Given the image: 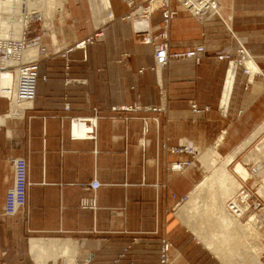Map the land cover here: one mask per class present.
<instances>
[{
  "label": "crops",
  "instance_id": "1",
  "mask_svg": "<svg viewBox=\"0 0 264 264\" xmlns=\"http://www.w3.org/2000/svg\"><path fill=\"white\" fill-rule=\"evenodd\" d=\"M109 4L65 0L53 13L49 9L50 16L44 7L49 35L42 42L49 57L39 62L38 74L46 79L38 80L32 104L20 115L0 99V208L13 182L12 157L27 160L30 182L26 219H0V264H158L161 237L173 245L171 264H233L236 227L245 224L225 212L235 225L224 244L216 232L231 185H218L220 171L210 175L212 182L199 178L192 185L191 167L175 172L170 164L189 159L172 150L183 145L223 147L232 112L264 106V0H222L223 20L200 22L180 10L169 26V50L202 45L204 51H197L198 62L172 59L161 69H151L152 46L132 38L124 0ZM160 20L153 14L152 23ZM47 22L56 29L55 40ZM97 31L100 40L77 45ZM239 42L261 73L253 80L236 75L225 105ZM190 101L207 109L193 113ZM72 117L94 118L95 138L72 139ZM263 127L264 118L237 145ZM93 180L100 183L96 190L84 187ZM190 192L186 205L193 193L195 201L181 217L199 238L177 213L179 197ZM92 197L95 207L83 208L81 199ZM255 244H248L252 254Z\"/></svg>",
  "mask_w": 264,
  "mask_h": 264
},
{
  "label": "built area",
  "instance_id": "2",
  "mask_svg": "<svg viewBox=\"0 0 264 264\" xmlns=\"http://www.w3.org/2000/svg\"><path fill=\"white\" fill-rule=\"evenodd\" d=\"M28 0H22L20 13L18 16L23 18L24 27L19 36H7L0 38V99H6L10 102V97H16L17 101L27 103L32 101L36 94L37 83L40 78L46 79L45 75L38 74V64L44 57H49L47 48L42 42L44 37L41 13L34 12L28 14L25 3ZM129 7L126 18L132 24V34L135 40L145 44H150L153 48V65L151 69H161L167 66L172 59H191L198 62L200 56L197 51H204L203 46L186 48L179 51L169 50V26L171 21L178 15L179 11H185L200 22L206 21L212 16H217L223 20L221 13L218 12L220 0H142L136 3L134 0H124ZM160 15L159 23H152L153 14ZM28 15L30 18L28 19ZM28 19V20H27ZM102 38V32L97 31L88 35L77 45H84L85 42L92 43ZM238 53L240 54V63L245 56V47L239 42ZM36 48L35 55H27L28 50ZM218 59H229V55H219ZM243 64V63H242ZM65 73L68 70V63L64 65ZM143 69H140V71ZM245 73H249L245 68ZM14 75V84L12 87L3 86L1 78L4 74ZM68 104L64 108L68 109ZM191 111L198 113L206 110L207 107L200 109L196 103L190 101ZM29 107H26L27 109ZM146 110L160 111L159 107L145 106ZM88 120V122H87ZM70 118L72 127L71 138L94 139L96 122L94 118ZM173 152H187L191 156L196 154L192 147L183 145L172 149ZM189 159L175 160L170 164V169L175 172H183L190 165ZM13 170V182L5 193L4 203L0 208V219L5 217L18 216L21 219L27 217V193L30 182L28 180V162L24 157L15 156L11 158ZM248 169L251 176L239 187L238 191L226 203V207L232 212V215L241 219L251 216L256 217V223L260 230H264V198L257 192V185L264 182L258 176V171H264V164L252 163ZM264 173V172H263ZM100 183L96 180L84 185L85 188L96 190ZM186 200V194L179 197L177 205ZM83 208H94L95 198L81 199ZM173 245L166 237L159 240L158 264H171ZM120 256H123L121 254ZM113 262H116L114 260Z\"/></svg>",
  "mask_w": 264,
  "mask_h": 264
},
{
  "label": "rangeland",
  "instance_id": "3",
  "mask_svg": "<svg viewBox=\"0 0 264 264\" xmlns=\"http://www.w3.org/2000/svg\"><path fill=\"white\" fill-rule=\"evenodd\" d=\"M40 1H41V3H43V1H44V3L43 4H40L39 3ZM64 1L65 0H63V2L62 1H59V2H61L59 4V6L61 5L63 7ZM36 3H33L32 2L31 3L32 6H33V4H36V5H34L35 7H32L27 2L26 3V9H30L31 11H38L39 9H41L39 7H42V9H43L44 8V5H46V7H47V4H48V2L46 4V1L45 0H37ZM55 4H54L55 7L52 6V9H55L56 8V6L58 5V2L55 3ZM27 5H28V7H27ZM59 6H57V8ZM31 7L33 9L35 8V10H32ZM222 7H223L222 0H220V10L222 9ZM40 11H43V10H40ZM49 11L50 10L48 9V12H46L47 13L46 16H48L50 14ZM9 12H15L14 11V8H12L11 11H9ZM52 13H53V11H52ZM6 15H7V17H6ZM6 15H3V16H5L4 19H3V16H1L2 18L0 17V19H1L0 20V34H2L5 31V28L8 27L9 21L10 20H13V17H14V15H12V14H7L6 13ZM47 23L49 24V26H48L49 28H50L51 25H52L51 27H53V29H51L52 30L51 31V34L53 35L55 33L54 34V37H55V35L57 36V32L56 31L54 33H52L55 30V27L53 26V24H51L50 22H47ZM42 28H43L44 35H46V34L49 35V31L45 30L43 26H42ZM60 34H64V32L63 33H60ZM56 38L57 37H55L54 39H56ZM132 38L134 39L133 34H132ZM245 49H246V47H245ZM247 51L248 50L246 49L245 50V56L243 57V60H242V63L243 64L238 61L241 58L239 53H238L239 56L232 58V60H233V64H235V66H236V75H239L240 73H243L245 75L246 74L247 75L249 74V80H253V77L255 75H257L258 73L260 74L261 73V70L259 69L256 72V71H252L249 68L252 71L250 73V70H248V66L246 65V62L244 63L245 58H247L249 56L248 54H250ZM245 61H247V60H245ZM245 68L248 70L249 73H245V70H244ZM252 75H254V76H252ZM9 82H10V80L8 81V83ZM234 85H235V83H234ZM7 104L9 105V109H11L12 103H8V101H7ZM223 104H225V103H223ZM258 106L260 108H258ZM261 108H262V110H261ZM263 118H264V106H260V105H255V106H252L251 108H246L245 110H243L241 112H239V111L232 112V121H230V122L228 121L229 122V126L227 128H225L227 130V133L225 135V141H226L225 143H226V145H223V147H220L219 149H218V145H215V144L208 145L207 147H203V148L198 149V150L195 148L196 151H197L196 154L193 155V156L190 155L189 161L191 162V164L188 166V168L191 167V169H189V171L192 173V175H189V178H190V181L192 182V185L199 178L201 180H204L205 181L207 177H211L210 175H212L214 173V171L218 167H222L223 161L228 156L233 155V153H231V154L228 155V154H226V152H228L229 150H231L232 149V146L234 147L235 145H237L238 144L237 142L241 141L244 138L245 135L247 136L253 130V128L256 126V124H258ZM260 130L261 129L257 130L254 133L253 137L247 139V140L252 141V142L250 143V145L245 150H243L241 153H239L236 156V158L234 159L235 161L232 162L231 165L228 167L230 174L233 175V168L235 166V163H241L247 169L248 174H250V171H248L249 170L248 167L252 163H259L260 162V163L264 164V161H263L264 160V133H262V134L260 133V135H259L258 132ZM229 140H232V143H230V142L228 143ZM246 141H244V142H246ZM243 143H241V144L237 145L236 147H234L233 148V152L235 151V149L237 147H239ZM214 160H215V162H214ZM185 171H187V170H185ZM234 176L236 177L235 174H234ZM249 177H250V175H249ZM238 179H239L240 186H241L243 184V182H245V180H243L240 177H238ZM212 180H214V179L211 178V179H209L208 181H205V182H212ZM198 183H196V184H198ZM202 188H204V187L202 186ZM257 189H258V192L261 195L264 196V185H259V186L257 185ZM237 190L238 189L235 188L234 189V193ZM191 192L189 194H191ZM232 192H233V190H232ZM186 196H187V194H186ZM232 196L233 195L227 197V199L225 200V207L224 208H225L226 211H227V209H226V203H227V201ZM195 198H196V193H193V200H192L191 203H188L186 205V203L184 204V203L181 202L180 204H178V212L177 213L180 216V218L187 224V226L189 227V229L192 230L193 233L199 238V236L197 235L198 233L194 230V228H192L189 225V223H188V221L186 219H183V217H181L182 216V210L187 209L188 207H190L192 205V203L195 201ZM182 204H184V205H182ZM247 220H248V218L247 219H243V220H239V221L242 224H247ZM258 232H259V234L261 233L260 234L261 235L260 238L257 239V240H254L252 238H249L250 239V242H253V243H256V244H263L264 245V230H258ZM255 236L256 237H259L258 234H255ZM200 241L202 243H204V241H202V240H200ZM207 248L211 251V249L209 247H207ZM258 254H261V261L264 264V250H261L260 253H258ZM223 263L225 264V262H223Z\"/></svg>",
  "mask_w": 264,
  "mask_h": 264
},
{
  "label": "bare ground",
  "instance_id": "4",
  "mask_svg": "<svg viewBox=\"0 0 264 264\" xmlns=\"http://www.w3.org/2000/svg\"><path fill=\"white\" fill-rule=\"evenodd\" d=\"M36 1L37 0H28L27 2L31 5L32 2L36 3ZM51 1L49 0L48 4L46 2L47 7H46V5H44V7L48 8V9H52V6H54V2H51ZM53 1L56 2V0H53ZM92 2H93V7L94 8H99L101 6L102 7H106V8L110 7L109 0H92ZM26 3H25V5H26ZM39 3L43 4L44 1H43V3H41V1ZM60 3L61 2H59L57 6H59ZM21 4H22V0H0V17L3 16V15H6V13L14 15L13 20L9 21L8 27H6L5 31L2 34H0V38L1 39H3L4 37H7V36H12V37L15 36L16 37V36H19L21 34L22 28L24 27V24H23L24 20H23V18L20 19L18 16H16L18 13H20ZM36 4H33V6L32 5L31 6L35 7L34 5H36ZM57 6H56V8H57ZM27 7H28V5H27ZM32 7H31V9L35 10V8L33 9ZM12 8H14L15 12H9V11H11ZM39 8H41V9H39L37 12L42 14V12L40 10H44V8L43 9H42V7H39ZM26 10H27L28 14H32V13L36 12V11H31L30 9H26ZM52 11H54V9ZM46 12H48V11H46ZM218 12H220V4L218 6ZM50 14H49V16H50ZM4 17L5 16H3V19H4ZM6 17H7V15H6ZM41 17H42V15H41ZM29 18H30V16L28 15V19ZM51 29H53V27H51ZM55 30L52 33H54ZM54 34H53V38L56 37V35L54 37ZM36 51H37V49L35 47L32 48V49L30 48L28 50V52H27V55H35ZM47 53H48V50H47ZM248 55L249 56L247 58H245V60H247V61L244 60V63L246 62V65L248 66V70L251 69L252 71H256L257 72V70H259V69H258L256 63L254 62L253 57L250 54H248ZM251 70H250V73L252 72ZM235 76H236V66H235V64H233V66H231V68H230V70L228 72L226 83H225V90H224L225 92H224V98H223V103H225V105L228 104L227 102H228V100L230 98V95H231V92H232ZM9 80H10V82L8 83ZM13 81H14V75H10V73L4 74L2 76V78H1V84L3 86H9L10 85V87H12L13 84H14ZM9 103H12L11 109H12V113L15 114V115H18V114L20 115V113L26 107L30 106L29 105L30 102H27V103L19 102V101H17L16 97H10V102ZM263 129H264V127L260 131H262ZM249 145H250V141L245 142L242 145H240L239 147H237L235 149V151L233 152V155L228 156L223 161L222 167H218L215 170V171H220V174H221L220 176L216 177V179L218 181V185H220L222 187L228 186L226 188L227 190H230L229 185H231V191L228 193V195H227L228 197L235 194L234 193V189L235 188L239 189L240 182H239L238 177H240L243 180L247 181L249 179V175L251 176V173L248 174L247 169L241 163H235V166L233 168V175L230 174L229 169H228V167L231 165V163L235 161L234 159L236 158V156L239 153H241L243 150H245ZM214 162H215V160H214ZM254 164H257V163H254ZM186 169H184V170H186ZM248 171H250V170H248ZM263 172L264 171H258L257 174H258L259 178L261 179V181L264 182V173ZM234 174L236 175V177L234 176ZM212 177L213 176L207 177V179H211ZM262 185H264V183ZM232 190H233V192H232ZM257 192H258V189H257ZM189 195L190 194H187L186 200H184L182 203L185 204V203L188 202V200L190 199ZM223 195L225 196L226 193H223ZM261 196L264 198L263 195H261ZM230 199H232V197ZM224 203H225V201H224ZM184 204H182V205H184ZM226 209H227L228 213L232 217H234L235 219L243 220V219H241V218H239L237 216L232 215V212L229 211L227 207H226ZM224 210L221 211V214H220V220L221 221L217 222L218 225H217V228H216L217 235H218L221 243H223V244L225 243V241H226V239L228 237L227 229L228 228L232 229L233 225H235V224L230 225L231 221L227 217L228 216L226 214L227 211L226 210L224 211ZM245 219H247V218H245ZM256 220H257V216L253 217V216L250 215L249 219L247 220V224H245L243 226H241L239 224L237 225L236 234H235V238H234V241H233V244L236 246L235 248H233V264H263L262 261H261V254H258V253H260L261 250H264V245L263 244H255L254 248L257 250V252H255L254 254H252V252H253L252 248L248 247V244L250 242L249 241L250 236L254 240H257L260 237L253 236L251 234L249 236V234H247V232L245 231V227H246L249 231H251L253 233H259L258 230H260V228L258 227V225L256 223ZM243 242L245 244L244 246H243ZM258 245H259V248H258ZM235 253H237V254L234 255Z\"/></svg>",
  "mask_w": 264,
  "mask_h": 264
}]
</instances>
